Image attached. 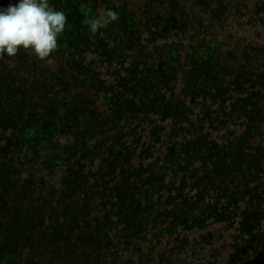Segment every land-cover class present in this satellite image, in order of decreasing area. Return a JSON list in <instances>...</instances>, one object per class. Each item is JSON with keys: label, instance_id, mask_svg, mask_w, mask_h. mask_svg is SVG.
I'll return each mask as SVG.
<instances>
[{"label": "rangeland", "instance_id": "1", "mask_svg": "<svg viewBox=\"0 0 264 264\" xmlns=\"http://www.w3.org/2000/svg\"><path fill=\"white\" fill-rule=\"evenodd\" d=\"M184 1L49 0L67 17L57 49L45 60L23 49L13 57L0 56V217L2 212L9 216L10 209L12 218L20 215L22 225L36 221L28 234L39 235L38 245L44 248L20 256L24 264L54 263L59 250L63 264L77 249L88 259H94L88 249L100 255L94 261L77 255L70 264H264V140L256 134L254 140L259 141L247 139L256 130L253 125L234 124L238 117L227 112V100L232 106L242 101L232 100L236 95L226 90L219 77L222 68L217 74L205 67L198 70L201 63L214 68L219 60L197 61L204 44L200 38H215L228 51L229 65L239 69L235 77L233 70L227 73L234 79L232 89L241 88L243 76L245 87L237 94L245 100L256 99L264 92L260 83L264 53L244 45L264 46V13L251 18L249 2L247 8L228 7L213 19L197 6L193 13L185 10ZM8 3L0 0V5ZM214 8L210 4L208 13L213 15ZM108 11L115 12L117 19L93 32L92 22ZM213 48L210 43L211 52ZM232 51L237 55L232 56ZM195 95L212 100L205 104L208 108L217 107L209 114V125L202 119L201 98L189 101ZM184 96L190 98L184 102ZM161 99L166 106L174 102V108L186 103L191 108L188 119L180 125L175 118L170 122L149 113L140 119L113 117L122 106L128 112L135 110L133 114L152 111ZM107 103H113L115 110H109ZM200 118L203 125L196 122ZM105 125H110L108 133L103 132ZM153 128L157 129L154 134ZM61 130L65 133L55 135ZM120 139L130 152L125 167L135 165V172L149 169L150 174L134 177V184L126 187L123 180L127 178L120 176L111 190L100 183L109 179L113 162L125 152ZM132 139L138 144L131 146ZM105 141L119 144V151L114 152L116 145L108 147L106 155L103 148L63 173L64 167L72 166L73 159L66 161L71 154L87 158ZM189 144L194 145L192 152L177 151ZM207 146L214 151L206 155ZM102 157L104 167L98 165ZM193 158L205 160L190 165ZM153 168H162L159 173L170 171L167 185ZM192 175L198 179L193 182L195 188L190 183ZM60 176H66L61 183L88 177L99 184L66 190L59 184ZM59 190H64L59 192V205L51 206L46 217L50 230L40 232L38 207L32 209L28 198L30 208L22 215L18 200L53 194L48 208ZM95 196L101 215L86 224V200ZM77 221L83 228H92V235H84L81 229L75 239L66 241ZM10 223L16 222L7 220L0 226L8 228ZM120 228L131 229L139 239L126 244L124 237L122 244L117 236L109 247L101 243ZM30 237H25L24 244L31 243ZM1 240L0 244H10ZM51 243L48 251L45 247ZM43 253L49 258L44 260Z\"/></svg>", "mask_w": 264, "mask_h": 264}, {"label": "trees", "instance_id": "2", "mask_svg": "<svg viewBox=\"0 0 264 264\" xmlns=\"http://www.w3.org/2000/svg\"><path fill=\"white\" fill-rule=\"evenodd\" d=\"M249 2L252 4V11H251V14H250L251 18H253L255 14H259V12H263L264 13V0L263 1L262 0H185L184 3H182V4H183L184 9L187 10V11H190L191 13L194 12L193 8L195 6H197V7L200 8L199 11H202L203 14L205 15V17H207V14H208V15L212 16L213 19H214V17L216 19H218L220 17L221 12H223V10L227 9L228 7L238 6V7H242V8H247L246 5ZM210 4H212L213 7H216V8H214L215 11H214L213 15L208 13V11L211 12V10H212V9L209 10ZM203 8H205L207 10V12L204 11ZM189 25H191V23ZM158 29L159 28L157 27L156 30L158 31ZM203 40H204V44L202 46L203 51L199 53V56L197 57V61H200V63H201V61H205V60H207L210 57H215L219 61L215 64L214 68H208L207 65L201 63V65L198 67V70H199L200 67H205L206 71H214V73L217 74L219 68L220 67L222 68V71L219 74V77L223 78V84L227 88L226 90H228L229 93L234 94L233 96L236 95L235 98H233L232 100L235 101V100H239L240 99V101H242V102H239L238 104H235L234 106H232L230 104V102L227 100V103H226L227 112L229 113V111H231V113L233 115L238 117V119L234 120V122H235L234 124L239 125V124L243 123L242 121H244L245 124L247 123V125H253V127L256 129V130H251V135H249L247 137V139L252 140L253 142H257V141L261 140V142H262L264 140V97H261V96H264V92L261 95L256 96V99H252V100H245V98H242V96L240 94H237L239 92L237 90H240V89L245 87V82L246 81L244 82V77L242 76L241 88L240 89L239 88L236 89V91L232 89L233 88V84H234V79H233V81H231V79H230L231 73H229L228 75H227V73L231 72L233 70L234 77H235L237 74H239V69L231 67L229 65V63H228L229 54L227 53L228 51L225 52L224 50H222L221 49V43L216 41L215 38H213V37L208 36L207 38H200V41H203ZM198 42H196V43L198 44ZM210 43H212L214 45V48L212 49V50H214V52H211L210 49H209ZM249 45L250 44H246L244 46H247L248 50H249V48H253L254 50L257 49L256 52L264 53V46L250 47ZM192 52H194V51H192ZM192 52L190 54L194 55ZM231 53L233 54L232 56H234V55L236 56L237 55L235 53V51L234 52L232 51ZM250 56H252V54ZM200 57H202V58H200ZM260 83L263 85V91H264V76H263L262 79H260ZM232 91H235V92L232 93ZM194 94H199V93H194ZM188 97L190 98V96H184V99H182V101L186 102V99ZM191 98L192 99H189L190 103H192L193 102L192 100H194L196 98L197 99L201 98V100L203 101L204 106H206L205 105L206 103H211L212 102V100L204 99L201 95H195V96H192ZM226 99L227 98L223 99L222 101L215 99L214 102H220V101L221 102H226ZM205 101H207V102H205ZM159 102H161V103L158 104V107H155L154 109H152V111L148 110V112H143L141 115H139L138 113L133 114V112L135 110L133 112H128V110L125 109V106H122L119 109V113H118L119 115H117V116L113 115V117H116L115 119H118V118L121 119V118H124V117L132 118V119H140L141 116H142V118H145L143 116H145V114L149 113V114L158 115L161 119L169 118L170 122H172V119L175 118V121H176L175 123H179L181 125L180 122L183 121V120H187L188 119V114L191 113V108L184 102H182V105H176L175 108L177 110L173 107L174 102H170V104L167 105V106L164 105V102H163L162 99L159 100ZM203 104L200 107V110H201V112L203 114V118L202 119L206 118L207 119L206 122H208L209 117H210L209 114L211 112L215 111L217 109V107H216L215 104H211V106L209 108L207 106H206V108L205 107L203 108ZM108 105H109V110H111L112 107H113V103H111V104L109 103ZM212 107H214V109H212ZM113 109L115 110L114 107H113ZM175 112H176V114H174ZM202 119L200 118V120H196V122L199 125H203V123L200 122ZM189 122L190 123H195V122H192L190 120H189ZM221 123L222 122H216L215 124H221ZM189 124H187L185 127H189ZM208 125H209V122H208ZM218 126H220V125H218ZM109 130H110V125L109 126L105 125L103 127V132L106 131L108 133ZM153 130L154 131H153L152 134H154L157 129L153 128ZM63 133H65V132H63L61 130V132L60 131L56 132L55 135H59V134H63ZM255 134L257 135V138L259 136V140H254V137H255L254 135ZM119 137H121V134H120ZM136 138H138V137H136ZM120 141L121 142H119V143L123 146L124 145V143L122 142L123 140L120 139ZM84 142H85V140L82 141V145H84ZM132 142H131V146H132V144L133 145H137L138 144V140L137 139H132ZM115 145L117 146V150L114 149V152H116V151L118 152L119 151L118 150L119 144L111 143V141L110 142L109 141H105V143H103L98 150H95L87 158H81L79 153H73V154H71L69 156V158H67V155H65V157H63V159L66 160V158H67L66 161H70V160L73 159V163H72V166L69 165L71 167H64L63 173H65L66 168H75V167H77V165L80 164V161H82L83 159H92L94 154H96V152H98L99 150H101L103 148H104V154L107 155L108 154L107 148L108 147L115 148ZM207 145H209V144H207ZM123 147L125 149V152L119 156L117 161L113 162V164L111 166V169H110V177H109V179L108 180H104L103 179L101 181V183H100V186L105 187L108 184V186H109L108 188L113 190V188L115 186V183H116V181H118L120 179V176H123V177L127 178V179L123 180L124 184H125V187L126 186H131L132 184H134V181H136V179L134 180V177L140 175L139 178L141 176L145 178L147 175L150 174V170L149 169H145V171L142 172V173H140L138 171L135 172V170L133 169V168H135V165L126 166L125 167V164L128 163L127 155L130 152L127 149V146L124 145ZM10 150H11V148H10ZM180 150L182 152L185 151L187 153H190V152H192L194 150V145L189 144V145H186V147L180 146V147H178L177 151L180 152ZM213 151H214L213 148L207 146L206 155L208 153H212ZM144 152H146V150H143V155H144ZM104 157H102V160L98 164V165H100L102 167L105 166V158ZM204 160H198L197 158L196 159L193 158V160L190 161V165H193V163L195 161H199L202 164V161H204ZM102 161H104V162L102 163ZM58 165H60V164H58ZM58 165L54 164L52 166L54 167V166H58ZM52 166L47 167L46 169L52 168ZM98 168L99 167H96V169H98ZM161 169L162 168H159V169L158 168H153L151 171H156L155 173H156L157 176H159L160 182L163 184V186H165L168 183V178H166V176L168 175L167 174L168 172L170 173V171H167V170L163 169V172L162 171L160 173L157 172V171H160ZM92 171H94V170H92ZM62 177H66V176H60L59 177V181H60L59 184L63 188H65L66 190L68 188H70V186L71 187L72 186H80L81 184H83V186H91V185L97 186L99 184V180L98 179L94 181V180H91L88 177H85V178L83 177V178H81V180L80 179H76V178H70L68 180L66 179V182L61 183V178ZM115 177H117V179ZM195 180H196V177H194L192 175L191 176V180H190L192 188H195V186L193 185V182ZM197 181H198V179L196 180V182ZM77 184H79V185H77ZM97 189H100V187H97ZM60 191H64V190H59V191L55 192L57 194L55 196V200L53 201L54 204L51 203V205H49L48 208H47L48 200L50 199V197H51V200H52L53 194L50 195L48 198H46L44 195L43 196L35 195L33 197H31V196L29 197L28 196L27 198H21L20 199L21 203L18 200V203H19V206H20L19 207V211L23 215L24 214V210L30 208V204H29L30 201L28 200V198H30L32 203H33V208L32 209L38 207V210H39V212H38V220H39L38 224H39V226L38 227H40V232L44 231V232L48 233L50 228L46 224V222H47L46 217L50 214L49 213V208L51 206H55L56 207L57 204L59 205V200L57 198H60L62 196L61 193H59ZM211 196H212V192H209V197H211ZM205 199H209V198L205 197L204 200ZM8 200H11V199H8ZM24 200L26 201V205L23 204ZM98 200H99V198L97 196H95V198H93V199L86 200V208L87 209L85 211V215L87 216V219H89V221L85 222L86 224H90L91 223V219H93L94 217H99L101 215L98 212V206H99ZM112 200H113V198H112ZM135 201L139 202V200L137 198H135ZM10 204H12V203H10ZM140 204H141V202H140ZM8 210H9V212H8L9 216H7L4 212H2V216L0 217V224H4L5 222H7V220H8V222H12L13 221V222H16L17 224L16 223H13V224L10 223V226H12L14 224L16 225V226L11 227V228H10V226L8 228L6 226H0V240L1 239L2 240L5 239V240H9L10 241V244H0V264H24L23 263L24 259H22L21 257H24V255H26L28 252H30L31 250H35L36 248H42V249H44V248L43 247H39V245H38V243H39V241L41 239L39 237V235L34 234V233L33 234H28L33 229V226L36 224V221L30 222L28 220L26 223H24L22 225V223L20 221V215L19 214H18L19 216L16 215L17 218H12L11 217L12 211L10 209H8ZM78 219H79V217H78ZM114 219H115L114 217H111V220H114ZM74 225H75L74 227H71L72 234H71V236H69L68 238L65 239L66 241H71V240L75 239L76 233L80 232L81 229L85 230L84 233H83L84 235H88V236L92 235V231H93L92 228H90L88 226L83 228L78 221ZM150 229H151V227H150ZM130 231H131V229L123 231L120 228L119 231L117 230L116 232L107 235L106 241L103 240L101 243L104 244V242L105 243L107 242V244H108L107 247H109L111 238L114 239L117 236L119 237V239H122V241H121L122 244H123V241H124L123 240L124 237L126 238V244H128V242L131 239H139L138 235L135 234V232L132 233ZM26 236H31L30 237L31 240H32L31 243L24 244ZM36 244L38 246H35ZM52 247H53V244L51 243L49 246L45 247V249L50 251L52 249ZM88 251L90 253L94 254V256H93L94 259L93 260L92 259H88L87 257H85L86 253L83 250L77 249V250L73 251L72 258L63 260V264H70V260H74L77 255H80L82 260H85V261H90V260L94 261L98 257V255H100L97 252H94L92 249H88ZM57 253H58V255L55 257L56 259L53 260L54 263L49 261L50 264H60L59 262H60V260L62 258V255H61L62 251L59 250ZM47 255L48 254H46V253L42 254V257H43L44 260L49 258ZM43 263H46V261H43L42 264ZM30 264H35V263L32 261V262H30ZM46 264H48V263H46ZM85 264H88V263H85Z\"/></svg>", "mask_w": 264, "mask_h": 264}, {"label": "clouds", "instance_id": "3", "mask_svg": "<svg viewBox=\"0 0 264 264\" xmlns=\"http://www.w3.org/2000/svg\"><path fill=\"white\" fill-rule=\"evenodd\" d=\"M116 19L117 14L108 11L92 22L91 29L95 32ZM66 22L65 13L49 0H9L7 6L0 5V56L13 57L23 49L45 60L57 49Z\"/></svg>", "mask_w": 264, "mask_h": 264}]
</instances>
